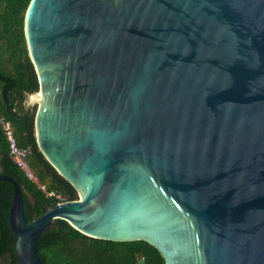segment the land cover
<instances>
[{
	"label": "water",
	"instance_id": "water-1",
	"mask_svg": "<svg viewBox=\"0 0 264 264\" xmlns=\"http://www.w3.org/2000/svg\"><path fill=\"white\" fill-rule=\"evenodd\" d=\"M24 33L36 143L78 200L28 224L0 175L20 264L55 220L165 264H264V0H31Z\"/></svg>",
	"mask_w": 264,
	"mask_h": 264
},
{
	"label": "trees",
	"instance_id": "trees-1",
	"mask_svg": "<svg viewBox=\"0 0 264 264\" xmlns=\"http://www.w3.org/2000/svg\"><path fill=\"white\" fill-rule=\"evenodd\" d=\"M30 2L0 0V175L12 178L20 187L28 224L59 203L78 200L74 188L38 149L34 133L35 108L26 111L28 96L38 92L24 33ZM5 123L12 128L19 158L38 183L29 180L10 156ZM39 185L44 186L45 191ZM12 197V185L0 181V264H20L15 254L16 237L9 227ZM38 252L44 264H165L160 252L147 242L90 238L63 220H55L41 234Z\"/></svg>",
	"mask_w": 264,
	"mask_h": 264
},
{
	"label": "built area",
	"instance_id": "built-area-1",
	"mask_svg": "<svg viewBox=\"0 0 264 264\" xmlns=\"http://www.w3.org/2000/svg\"><path fill=\"white\" fill-rule=\"evenodd\" d=\"M4 131L6 134V139L9 143V152H10V156L12 157V159L16 162L17 166L22 169L24 171V173L26 174V177L35 182H37L36 177L33 175V173L27 168V166L24 164V162L21 161V159L19 158V150L16 146V142H15V138L14 135L12 133V128L10 126L9 123H5L4 125ZM39 188L42 191H45V187L42 185H39ZM49 195H53V194H49ZM57 198H59V196H57Z\"/></svg>",
	"mask_w": 264,
	"mask_h": 264
},
{
	"label": "bare ground",
	"instance_id": "bare-ground-1",
	"mask_svg": "<svg viewBox=\"0 0 264 264\" xmlns=\"http://www.w3.org/2000/svg\"><path fill=\"white\" fill-rule=\"evenodd\" d=\"M30 100L32 101V102H37L38 104H40V101H41V93L40 92H38L36 95H32L31 97H30ZM80 193V192H79ZM81 197V196H80Z\"/></svg>",
	"mask_w": 264,
	"mask_h": 264
}]
</instances>
